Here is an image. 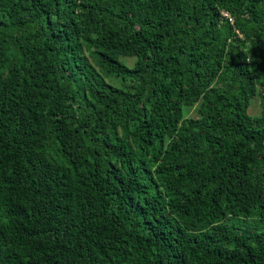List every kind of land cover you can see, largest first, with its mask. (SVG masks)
I'll list each match as a JSON object with an SVG mask.
<instances>
[{"label": "trees", "instance_id": "trees-1", "mask_svg": "<svg viewBox=\"0 0 264 264\" xmlns=\"http://www.w3.org/2000/svg\"><path fill=\"white\" fill-rule=\"evenodd\" d=\"M0 264H264V0H0Z\"/></svg>", "mask_w": 264, "mask_h": 264}, {"label": "rangeland", "instance_id": "rangeland-1", "mask_svg": "<svg viewBox=\"0 0 264 264\" xmlns=\"http://www.w3.org/2000/svg\"><path fill=\"white\" fill-rule=\"evenodd\" d=\"M128 63H132V60H128ZM187 111H188V113H187L188 116H191V115H193L196 112V107L188 109ZM249 111L252 114H258L259 113V111H260V102H259L258 99H256V102L250 106Z\"/></svg>", "mask_w": 264, "mask_h": 264}]
</instances>
